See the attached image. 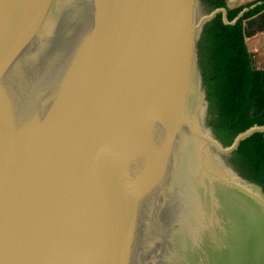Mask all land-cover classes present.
I'll return each mask as SVG.
<instances>
[{"label": "water", "instance_id": "water-1", "mask_svg": "<svg viewBox=\"0 0 264 264\" xmlns=\"http://www.w3.org/2000/svg\"><path fill=\"white\" fill-rule=\"evenodd\" d=\"M228 6V5H227ZM247 7L231 21L234 22ZM203 0H0V264H262L264 197L209 123Z\"/></svg>", "mask_w": 264, "mask_h": 264}, {"label": "trees", "instance_id": "trees-1", "mask_svg": "<svg viewBox=\"0 0 264 264\" xmlns=\"http://www.w3.org/2000/svg\"><path fill=\"white\" fill-rule=\"evenodd\" d=\"M208 9L227 8L229 22L217 13L199 41L200 65L209 98V123L223 143L253 124L264 123V69L256 68L245 41L249 19L264 10V0L229 7L226 0H203ZM254 4L253 6H250ZM246 10L234 21L237 14ZM241 173L264 187V131H255L232 152Z\"/></svg>", "mask_w": 264, "mask_h": 264}, {"label": "bare ground", "instance_id": "bare-ground-1", "mask_svg": "<svg viewBox=\"0 0 264 264\" xmlns=\"http://www.w3.org/2000/svg\"><path fill=\"white\" fill-rule=\"evenodd\" d=\"M188 85L195 129L208 166L211 168L214 174L221 180V182L233 187L248 198V200L255 208L258 217L261 221V224L264 228V197L260 194L259 190L256 187L239 182L231 171L221 166L220 162L216 158V152L213 146V142L208 139V136L206 135L202 125L199 122V117L203 112V104L198 90L196 89L195 81L191 80L188 77ZM262 264H264V257Z\"/></svg>", "mask_w": 264, "mask_h": 264}, {"label": "crops", "instance_id": "crops-1", "mask_svg": "<svg viewBox=\"0 0 264 264\" xmlns=\"http://www.w3.org/2000/svg\"><path fill=\"white\" fill-rule=\"evenodd\" d=\"M248 1L252 0H226L229 7L244 4ZM245 41L248 50L252 54L254 66L264 69V10L249 19L245 29Z\"/></svg>", "mask_w": 264, "mask_h": 264}]
</instances>
